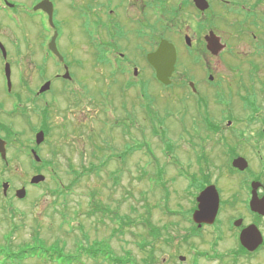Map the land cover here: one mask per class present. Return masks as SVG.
<instances>
[{"label": "flooded vegetation", "instance_id": "obj_1", "mask_svg": "<svg viewBox=\"0 0 264 264\" xmlns=\"http://www.w3.org/2000/svg\"><path fill=\"white\" fill-rule=\"evenodd\" d=\"M42 1L46 0H27L28 5H22L0 0V30L12 26V33L2 36L0 32V195L4 198H17V191L24 189L26 196L17 198L24 201L30 197V190L39 185L27 181L17 187L9 179L2 181L3 176H28L30 180L35 176L59 177V163L71 161L72 155L64 153L67 146L76 147L71 140L82 135V115L89 116V125L96 122L98 95L105 90L109 95H104V109H110L114 140H122L129 120L137 113L151 119L156 99L150 96L145 72L149 70L157 80L148 54L156 51L163 40L174 44L177 50L184 48L190 54L200 51L203 56L213 32L224 46L216 57L220 62L234 55L232 39L236 43L247 41L257 53L264 52V41L259 40L257 32L264 24L258 21L256 11L261 0H205L209 5L205 10L195 0H47L53 4L54 26L48 12L35 10ZM193 17H201L199 26L185 28L179 36L173 35L174 25L161 22L163 18L168 22L182 18L185 22ZM218 24L221 29H217ZM72 33L78 36L72 37ZM55 35L59 55L50 49ZM77 44L85 47L84 56ZM250 65L257 67L253 60ZM176 70L171 85L176 81ZM99 86L104 87L102 93ZM262 108L231 109L218 116L220 121H202L205 127L194 123L193 131L200 143L180 138L190 147L187 151L181 152L175 139L169 147L158 137L166 161L149 148L144 153L145 174L155 168L154 175L162 178V211L177 218L156 227L162 234L158 241L176 250L173 257L179 264L188 261L187 256L178 255L182 249L192 255L191 264H264ZM129 109L141 110L131 113ZM160 120L154 113V130ZM177 126L187 133L186 126ZM39 134H43L40 140ZM213 134L218 136L221 148L218 167L207 153L206 145ZM152 144L148 143L149 147ZM148 153L151 159L147 158ZM239 158L248 163L245 169L233 167V161ZM204 164H213L216 169H204ZM4 183L8 184L6 188ZM211 185L218 192L217 213L212 223L200 225L193 217L199 208L197 199ZM171 195L178 198L177 209L167 206ZM173 257L164 258V262Z\"/></svg>", "mask_w": 264, "mask_h": 264}, {"label": "rangeland", "instance_id": "obj_2", "mask_svg": "<svg viewBox=\"0 0 264 264\" xmlns=\"http://www.w3.org/2000/svg\"><path fill=\"white\" fill-rule=\"evenodd\" d=\"M12 1L28 5L27 0ZM256 10L264 14V0L259 2ZM200 20L201 17H193L185 19L184 22V19L180 18L177 23L175 20L168 22L163 18L161 22L174 25L176 30L170 29L173 30L174 36H179L185 28H197L199 26L197 21ZM3 21L6 19L4 18ZM219 25L217 29H221ZM11 28V24L8 28L3 26L0 30L1 35L12 33ZM261 28L264 29L262 26ZM257 32L259 40L263 42L264 32L261 29H257ZM71 36L77 37L78 34L72 33ZM232 43L236 59L234 55L226 56L225 62H220L208 51L202 56L200 51L189 55L186 49L179 50L174 85H162L154 78V75L151 76L149 70L145 72V77L149 80L147 88L150 96L156 99L155 110L158 116L167 118L163 126L167 130L168 138L171 139L169 141L172 144L177 140L181 152L190 148L180 139L181 136L187 139L193 137L191 139L195 143H200L199 137L193 131L194 123L197 122L198 126L205 127L201 124H203V116L207 113L211 114L213 122H217L220 121L218 116L223 115L222 112L231 109H245L248 102L253 101L255 109L264 107V52L257 53L256 48L251 47L247 41L236 43L235 39H232ZM77 46L78 49H83L81 54L84 56L85 47L82 44H77ZM247 60H253L257 67L253 68ZM104 75L101 76L104 78ZM209 75L214 77L212 82L209 81ZM190 83L196 87V93L192 91ZM103 88L99 86L98 90L100 89L102 93ZM104 95H109L108 90L98 95L97 112H94L97 113L95 123L89 125V120H87L89 116L82 115V135L78 140H71V144H76V147L67 146L64 153L72 155L71 161L59 163V177H46L43 183L32 191L30 190V197L24 201L16 197L4 198L0 195V251H2L0 264H19L16 260L9 258L13 255L16 258L15 255L19 252L31 251L36 246L54 250L57 245L65 254H75L79 246L93 249L97 248L96 244L100 243L105 245L100 248L103 251H109L113 258L129 259L126 264H146L145 261L150 260L151 253H154L158 264H170V262L179 264L177 258L173 257L176 250L166 247L158 239H152L148 232L147 227H162L176 221L177 218L174 219L171 215L166 216L159 207L160 204L163 207L161 199L163 195L153 177L157 170L150 168L145 174L142 167L146 159L145 149L132 151L123 161L117 156L111 158L113 155H110L112 153L119 155L127 147L132 148L138 143L137 148L141 149L145 142L153 143L150 149L158 158L166 161L167 158L160 150L159 138L154 135V128L148 120V115L140 116L139 110L141 109H129L131 113L134 111L139 113L128 122V134L121 137L120 141L114 140L115 134L109 135L112 132L110 121L112 117L110 109H104V105L107 104V97ZM112 100V97L109 98V103ZM86 112L88 115L89 112ZM184 124L189 133L193 135L189 133L186 135L181 129L179 131L177 125L183 126ZM197 130L202 131V129ZM181 132L183 134L180 136ZM217 137L213 134L212 141H208L206 146L207 153L214 165L218 167V153L221 152V148ZM112 147L115 150H111ZM188 152L194 154L192 151ZM147 158L150 159V157ZM191 158L193 159L194 156L191 155ZM212 165L204 164L202 168L216 169ZM168 168L173 169V167ZM194 168L197 169L198 165L194 164ZM76 178H79V182L71 186ZM7 179L15 183L17 187H22L23 183L30 181L28 176L2 177V181ZM93 201L103 206L104 210L110 209L111 213L108 215L92 213ZM177 201L178 198L171 195L167 201L170 204L167 206L170 209H177ZM12 206L13 210L10 209ZM114 232H117L115 236H113ZM145 243L146 247L142 249L141 244ZM186 252L182 249L177 253L188 257V261L184 264H191L193 257ZM170 256L173 259L164 262V258ZM44 258H46L44 255L30 256L20 264H59L48 259L44 260ZM156 262L154 264H157ZM111 263L113 264L112 261ZM81 264L110 263L102 258L95 260L83 257ZM201 264L205 262L201 261Z\"/></svg>", "mask_w": 264, "mask_h": 264}, {"label": "water", "instance_id": "obj_3", "mask_svg": "<svg viewBox=\"0 0 264 264\" xmlns=\"http://www.w3.org/2000/svg\"><path fill=\"white\" fill-rule=\"evenodd\" d=\"M198 4V6L205 10L208 8V3L205 0H195ZM42 9L49 14V21L50 24L54 26L53 23V4L50 1H43L40 4H38L35 7V10ZM56 37L53 38L52 43L50 45L51 50L58 54L56 43H55ZM208 50L215 56L219 55L220 51L224 48V46L219 42L218 37L212 32L211 37L208 38ZM4 51V48H3ZM62 58V57H61ZM148 61L149 63L155 68L156 70V76L159 81L164 83L165 85H169L171 80L170 77L172 76L173 72L175 71V65L177 62V50L175 46L171 43H169L166 40H163L159 46V48L148 55ZM7 77L10 82V73L7 71ZM210 80H213V77L210 76ZM191 86L194 88L193 83H191ZM42 138V135L38 136V139L40 140ZM4 155V151H3ZM233 166L239 169H245L248 166V163L243 159H237L234 161ZM45 180V177L43 176H37L32 179V184H38L40 182H43ZM7 184H4V187L6 188ZM17 197L22 199L25 197V191L20 190L17 192ZM212 201L214 204L213 206L209 204V202ZM199 202V208L194 213V220L198 224L202 223H212L215 219L217 209H218V192L214 186L207 187L204 191H202L198 197Z\"/></svg>", "mask_w": 264, "mask_h": 264}, {"label": "trees", "instance_id": "obj_4", "mask_svg": "<svg viewBox=\"0 0 264 264\" xmlns=\"http://www.w3.org/2000/svg\"><path fill=\"white\" fill-rule=\"evenodd\" d=\"M247 107L246 109H255L254 105L251 104L250 102L247 103ZM151 119L150 122L153 119V116H150ZM211 120H207L205 122L207 123H211ZM153 122V121H152ZM151 122V123H152ZM160 124H164V121H160ZM156 134L159 135V137L161 138L163 144H165L166 146L171 147V142L169 141V138L167 136V133L165 131L164 128H162L161 130H156ZM131 152H126L123 154L122 158L120 157V159L123 161L125 160V158L127 157V155H130ZM115 156V155H114ZM114 156H112L111 158H113ZM119 156V155H118ZM202 162V161H201ZM94 170V168L92 167V171ZM78 174V173H76ZM162 180V178H157V184L159 185V181ZM79 182V178L75 179L73 184H71V186L75 185L76 183ZM93 211L92 213H102L104 215H108L111 213V210H104L103 206H101L99 203H97L96 201H93ZM103 207V208H102ZM117 234V232L113 233V236H115ZM150 235L152 238H159V236L161 235V233L157 230V228H155L154 226L150 227ZM98 247L97 248H93V249H85L83 248L82 250L77 249L75 254H65L64 251L60 250L58 248L57 245H55V249L51 250L49 248H45L44 246H36L33 250H25V251H21L18 254H16V258L15 257H10L9 259H15L16 262H18L19 264L22 263V261H24L25 259H28V257H37V256H41L44 255V257L46 256V258H44V260H50L52 262H57L59 264H80L81 260L83 259V257H89L92 259H98L100 257L105 258L107 256H110V253L106 252L105 250L103 251V249H101L100 247H104L105 245L100 244H96ZM0 253H2V251H0ZM106 259V258H105ZM110 260L113 262V264H126V262H128L129 259L125 258L124 260H120L117 258H113V256H110ZM155 257H154V253H151L150 255V260H146L145 263L146 264H154ZM12 262V261H11Z\"/></svg>", "mask_w": 264, "mask_h": 264}]
</instances>
